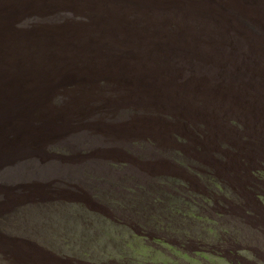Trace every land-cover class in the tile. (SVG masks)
<instances>
[{
    "label": "rangeland",
    "instance_id": "rangeland-1",
    "mask_svg": "<svg viewBox=\"0 0 264 264\" xmlns=\"http://www.w3.org/2000/svg\"><path fill=\"white\" fill-rule=\"evenodd\" d=\"M0 264H264V0H0Z\"/></svg>",
    "mask_w": 264,
    "mask_h": 264
},
{
    "label": "trees",
    "instance_id": "trees-1",
    "mask_svg": "<svg viewBox=\"0 0 264 264\" xmlns=\"http://www.w3.org/2000/svg\"><path fill=\"white\" fill-rule=\"evenodd\" d=\"M205 176H208V177H212V175L210 174V173H206V175ZM175 189H179L181 192H183L184 194H176L175 196L176 197H179V198H181V197H183L184 195H186V194H191L192 196H193V198H194V201L196 202V201H200V198H199V193H198V191L195 189V188H193V187H178V186H175ZM203 197H204V194L202 195ZM152 197V196H151ZM147 198V197H146ZM154 200L156 199V197H152ZM167 209H170L171 210V208L170 207H168ZM181 218H182V221L184 220V218H183V216H180ZM169 225H170V223H169ZM185 239V238H184ZM186 240V239H185Z\"/></svg>",
    "mask_w": 264,
    "mask_h": 264
}]
</instances>
